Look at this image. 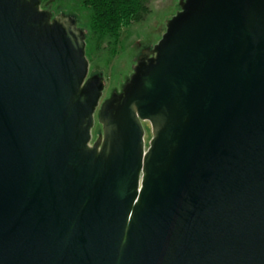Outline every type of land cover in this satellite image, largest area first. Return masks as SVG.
<instances>
[{"label": "water", "instance_id": "water-1", "mask_svg": "<svg viewBox=\"0 0 264 264\" xmlns=\"http://www.w3.org/2000/svg\"><path fill=\"white\" fill-rule=\"evenodd\" d=\"M41 4L0 0V264H264V0L181 1L102 105Z\"/></svg>", "mask_w": 264, "mask_h": 264}, {"label": "rangeland", "instance_id": "rangeland-1", "mask_svg": "<svg viewBox=\"0 0 264 264\" xmlns=\"http://www.w3.org/2000/svg\"><path fill=\"white\" fill-rule=\"evenodd\" d=\"M183 0H150V13L142 22L123 30L117 46L105 43L97 49L92 39V9L84 0H41V8L49 11L53 17L60 14L73 15L78 28L87 32L86 54L90 63L89 76L101 74L106 87L101 105L114 93H120L134 72L139 57L145 49L153 48L166 32L167 23L180 11ZM146 145L152 138L150 124H145ZM102 134V126L96 115L93 128V142Z\"/></svg>", "mask_w": 264, "mask_h": 264}, {"label": "trees", "instance_id": "trees-1", "mask_svg": "<svg viewBox=\"0 0 264 264\" xmlns=\"http://www.w3.org/2000/svg\"><path fill=\"white\" fill-rule=\"evenodd\" d=\"M92 13V39L97 49L106 42L117 46L123 30L142 22L150 13V0H84Z\"/></svg>", "mask_w": 264, "mask_h": 264}]
</instances>
